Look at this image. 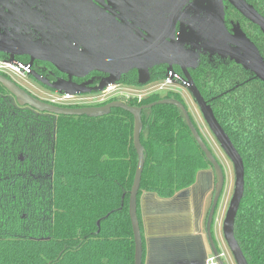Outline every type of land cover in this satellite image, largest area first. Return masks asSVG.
I'll return each instance as SVG.
<instances>
[{"label": "trees", "instance_id": "16d2710c", "mask_svg": "<svg viewBox=\"0 0 264 264\" xmlns=\"http://www.w3.org/2000/svg\"><path fill=\"white\" fill-rule=\"evenodd\" d=\"M236 69L216 70L217 85H208L206 75H195V84L210 98L235 77L224 73ZM126 77L121 83L143 87L137 75ZM162 99L184 103L172 93L123 102L141 107ZM210 104L245 166L235 237L248 264H264V85L250 82ZM142 122L138 198L144 191L172 197L200 170L213 169L177 107L154 106L142 112ZM134 123L122 109L99 118L39 112L18 105L0 84V264H135Z\"/></svg>", "mask_w": 264, "mask_h": 264}, {"label": "water", "instance_id": "95a60500", "mask_svg": "<svg viewBox=\"0 0 264 264\" xmlns=\"http://www.w3.org/2000/svg\"><path fill=\"white\" fill-rule=\"evenodd\" d=\"M241 13L264 31V20L243 0H229ZM49 16L59 19L61 35L58 40H48L46 46L37 44L39 58L49 61L67 79L51 83L32 73V78L60 94L85 95L99 93L110 84L120 83L122 76L137 70L139 83L151 82L149 70L167 65V73L178 66L187 81L206 124L234 164L236 188L223 225L225 241L237 264H248L235 237V223L245 194V166L231 139L215 118L213 109L206 103L197 88L189 69H196L199 53L230 58L253 72L264 82V60L252 42L240 29L231 34L225 26L223 0H48ZM51 23V22H50ZM49 23V24H50ZM180 23L177 31V24ZM2 52V49H0ZM14 61L13 56L11 57ZM31 65V64H30ZM92 72L106 75L94 89H85L73 80L84 78ZM0 84L10 92L20 106L39 112L63 116L99 118L113 109H122L134 117L133 141L138 155V165L130 192L129 216L135 242V264H142V241L138 219V195L145 166L142 112L157 105H173L181 110L199 147L210 161L218 178V186L207 218L206 231L218 264L219 250L213 239L216 210L225 188L222 166L195 127L187 106L175 99L133 107L123 101H112L100 106L66 107L52 105L32 95L16 81L0 73Z\"/></svg>", "mask_w": 264, "mask_h": 264}, {"label": "flooded vegetation", "instance_id": "af4514ba", "mask_svg": "<svg viewBox=\"0 0 264 264\" xmlns=\"http://www.w3.org/2000/svg\"><path fill=\"white\" fill-rule=\"evenodd\" d=\"M243 1L252 7L264 20V0ZM47 5L48 0H0V49H2V52H0V59H12L11 57L13 56V62L22 61L25 64H31V75L33 72H37L39 75L48 79L51 83H54L59 80L67 79V74L59 71L49 61L40 59V51L36 48L37 44H40L42 47L46 46L48 40L52 39L51 42L58 40L61 35V30H59L58 27L59 19L54 20L49 16V9ZM223 5L225 12L224 20L227 30L232 34L235 29H240L250 42L253 43L264 60V31L261 26L247 18L229 0H223ZM179 27L180 23L177 24V31L179 30ZM198 53L199 62L197 68L189 69L194 82L195 75H206L207 81L209 82L208 85L213 86L214 83L217 85L218 77L216 78V75H220V73H217L216 70H219L222 67H230L233 69L237 68L236 70L239 68L236 72L224 73V75H233L235 77L225 79L221 83L222 89L219 88L218 90H211L213 94H211L210 98V95L204 96L200 91L204 100L210 106V102L215 101L217 98L224 96L225 94L229 95L234 93L242 86L247 85L250 82H257L258 84L264 85V82L257 78L253 72L245 69L230 58H222L218 55L211 56L210 54H204L202 51ZM167 69L168 66L164 64L150 69L149 75L151 77V82H154L153 78L162 75ZM173 72L182 75L183 79H185L183 72L178 66L173 67ZM128 75L138 76L139 73L137 70H132L122 76L121 82L124 80V77ZM105 77L106 75L103 73L92 72L84 78H75L73 81L79 85H86L85 89H94ZM30 78H32V76H30ZM38 84L44 89L52 91L39 82ZM214 93L217 95H214ZM95 94L97 93L92 92L91 94L79 96L89 98V95H93V98ZM180 98H182V96H180ZM85 106L97 105L89 104ZM190 115L193 123L196 124L191 113ZM231 124L232 122H229L228 125L230 126ZM199 133L202 136L200 129ZM204 141L207 144L208 141L205 139ZM217 186L218 178L216 175V188Z\"/></svg>", "mask_w": 264, "mask_h": 264}, {"label": "crops", "instance_id": "0c3cea01", "mask_svg": "<svg viewBox=\"0 0 264 264\" xmlns=\"http://www.w3.org/2000/svg\"><path fill=\"white\" fill-rule=\"evenodd\" d=\"M216 189V173L207 168L197 173L192 186L172 197L141 193L138 219L142 264H207L214 256L206 224ZM213 239L222 251L221 238L213 234Z\"/></svg>", "mask_w": 264, "mask_h": 264}, {"label": "built area", "instance_id": "2783aa9c", "mask_svg": "<svg viewBox=\"0 0 264 264\" xmlns=\"http://www.w3.org/2000/svg\"><path fill=\"white\" fill-rule=\"evenodd\" d=\"M0 73L7 75L13 79V76L26 78L31 76V67L23 62H13L10 59H0ZM14 80V79H13ZM15 81V80H14ZM187 81L182 75L174 72H168L166 77L158 82H150L140 88H125L121 83L110 84L105 90L97 93L93 98H85L79 95H71L67 93L54 92L50 99L44 100L56 106H76L84 107L85 105H104L118 97H126V100H136L142 102L146 98L155 95L176 94L182 96L179 88H187ZM183 97V96H182ZM43 100V99H42ZM217 213V212H216ZM220 213V211H219ZM214 222L216 225L220 222V214H215ZM219 258L223 261L227 260V254L222 250L219 251ZM207 264H218L217 257L213 256L207 261Z\"/></svg>", "mask_w": 264, "mask_h": 264}, {"label": "rangeland", "instance_id": "374dc122", "mask_svg": "<svg viewBox=\"0 0 264 264\" xmlns=\"http://www.w3.org/2000/svg\"><path fill=\"white\" fill-rule=\"evenodd\" d=\"M13 79L19 85H21L24 89L31 92L33 95L39 97L40 99L47 100V99H50L52 95H55L53 91H49L47 89H44L42 86H40L38 82L35 81L33 78H30V77L21 78L18 76H13ZM121 85L125 88H132L123 83H121ZM179 90H180L181 95L183 96L182 98L185 104L187 105L190 113L192 114L194 118L196 125L199 127L203 138L208 141L207 145L209 149L211 150V152L213 153V155L216 157V159L218 160V162L223 168V171L225 174V188H224V193H223L221 201L219 202V206L217 208V213H216L217 215L220 214V222L218 223V225H216V223L214 222L213 232H214V235H217L219 238H221V242H222L221 245L223 247L222 249L227 254V259H228L229 264H237L225 241L224 233H223V225H224V221L226 218V214L230 207L231 201L234 196L235 188H236L235 167L232 161L230 160V158L228 157V155L225 153V151L219 144V142L216 140V138L212 134L208 125L206 124L203 114L197 102L195 101V98L192 92L188 88H182V87L179 88ZM92 96L93 95H89V98H92ZM163 96H164L163 94L160 95V97H163ZM118 100L126 101V97H118ZM94 105H97V104H94ZM222 202H223V205L221 204ZM228 262L226 261V264H228Z\"/></svg>", "mask_w": 264, "mask_h": 264}]
</instances>
